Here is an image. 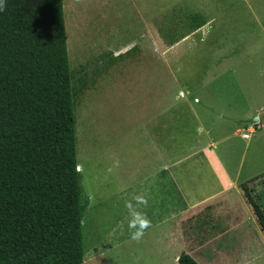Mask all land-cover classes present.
<instances>
[{
	"label": "rangeland",
	"instance_id": "1",
	"mask_svg": "<svg viewBox=\"0 0 264 264\" xmlns=\"http://www.w3.org/2000/svg\"><path fill=\"white\" fill-rule=\"evenodd\" d=\"M63 10L70 66H84L90 76L75 96L81 264H178L175 249L155 252L151 234L131 240L125 220V199L140 193L143 178L157 165L153 105L159 103L160 112L170 108L176 136L170 154H183L194 143L196 119L186 110L198 105L195 95L214 109L244 111L253 123L264 103V0H64ZM193 12L207 22L174 45L166 26L172 30ZM152 33L159 38L158 52L147 46ZM110 54L122 57L111 61ZM255 129L250 141L239 135L227 141L229 152H223L225 143L218 145L229 167L236 163L227 154L244 172L264 169V130ZM257 196L264 204V195ZM145 212L152 220V211ZM100 238L104 250L97 253L93 244ZM232 257L241 264L248 256ZM249 264H264V252Z\"/></svg>",
	"mask_w": 264,
	"mask_h": 264
},
{
	"label": "trees",
	"instance_id": "2",
	"mask_svg": "<svg viewBox=\"0 0 264 264\" xmlns=\"http://www.w3.org/2000/svg\"><path fill=\"white\" fill-rule=\"evenodd\" d=\"M63 1L6 0L0 11V264L84 258L75 96L90 76L70 66ZM179 22L174 41L206 19L193 12ZM242 187L264 231V211ZM178 263L199 264L188 253Z\"/></svg>",
	"mask_w": 264,
	"mask_h": 264
},
{
	"label": "crops",
	"instance_id": "3",
	"mask_svg": "<svg viewBox=\"0 0 264 264\" xmlns=\"http://www.w3.org/2000/svg\"><path fill=\"white\" fill-rule=\"evenodd\" d=\"M166 27L171 34V28ZM176 35L179 38V32ZM188 35L173 44L186 41ZM147 40V46L152 45L158 52L159 38H154L152 33L151 39ZM155 91L156 95L160 94V90ZM193 101L198 105H188L186 111L196 119L190 132L194 143L183 154H170L171 147L176 146L174 122L169 119L170 108L166 106L161 113L159 103L153 105L156 115L152 116L151 122L154 121L157 127L154 143L159 154H153L157 165L143 178L140 188V192L149 198L148 207L142 210H151L153 216V226L144 235L148 238L151 234L149 245L157 248V254L175 249L177 262L181 253H188L199 264H233L232 256L237 255L248 256L241 264H249L264 252V247L261 248L264 246V231L242 186L246 185L254 198L260 200L257 194L264 195V169L244 172L232 154H227L236 163L231 168L224 159L226 155L223 157L217 147L225 143L223 152H229L227 141L237 135L250 141L255 127L264 130L261 123L264 114H260L264 111V103L255 110L254 122L250 123L244 111L228 113L199 104L197 95ZM163 135L166 137L163 138ZM160 141L164 142V146L160 145ZM163 147L164 153L161 152ZM259 204L264 211V204ZM93 246L97 253L104 250L101 238Z\"/></svg>",
	"mask_w": 264,
	"mask_h": 264
},
{
	"label": "clouds",
	"instance_id": "4",
	"mask_svg": "<svg viewBox=\"0 0 264 264\" xmlns=\"http://www.w3.org/2000/svg\"><path fill=\"white\" fill-rule=\"evenodd\" d=\"M6 8V0H0V11ZM148 196L143 193H132L130 198L125 199L124 206L127 209V227L131 240L139 242L148 228L152 226L151 219L143 208L148 207ZM117 228L122 229L123 223L117 225Z\"/></svg>",
	"mask_w": 264,
	"mask_h": 264
}]
</instances>
